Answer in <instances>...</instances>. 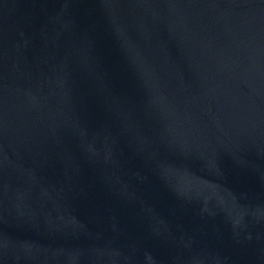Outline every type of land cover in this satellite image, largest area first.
<instances>
[{
	"label": "water",
	"instance_id": "obj_1",
	"mask_svg": "<svg viewBox=\"0 0 264 264\" xmlns=\"http://www.w3.org/2000/svg\"><path fill=\"white\" fill-rule=\"evenodd\" d=\"M0 264H264V0H0Z\"/></svg>",
	"mask_w": 264,
	"mask_h": 264
}]
</instances>
